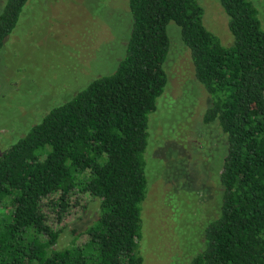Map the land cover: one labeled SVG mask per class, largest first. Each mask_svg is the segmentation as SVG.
<instances>
[{"label": "trees", "instance_id": "trees-1", "mask_svg": "<svg viewBox=\"0 0 264 264\" xmlns=\"http://www.w3.org/2000/svg\"><path fill=\"white\" fill-rule=\"evenodd\" d=\"M27 1H3L0 52ZM219 2L230 44L206 26L199 0H129L131 28L115 71L96 77L5 146L0 264L143 262L136 248L148 186L149 116L170 84L167 64L178 36L211 97L202 122L217 123L225 147L221 206L189 264H264V19L254 0ZM77 195L98 199V216L78 235L84 240L59 246Z\"/></svg>", "mask_w": 264, "mask_h": 264}, {"label": "rangeland", "instance_id": "rangeland-1", "mask_svg": "<svg viewBox=\"0 0 264 264\" xmlns=\"http://www.w3.org/2000/svg\"><path fill=\"white\" fill-rule=\"evenodd\" d=\"M128 2L27 1L0 52L1 154L54 106L96 77L115 71L131 28ZM199 2L206 26L230 44L228 16L219 0ZM254 2L264 19V0ZM176 25L173 21L168 25L170 39ZM167 68L170 84L157 100L158 111L149 116L144 154L148 186L136 248L143 257L141 264H189L203 249L205 227L221 206L219 171L225 147L218 143L224 135L217 123L210 128L202 122L211 97L195 78L191 56L179 36ZM76 197L81 202L62 222L59 246L84 240L78 235L98 216V199Z\"/></svg>", "mask_w": 264, "mask_h": 264}]
</instances>
